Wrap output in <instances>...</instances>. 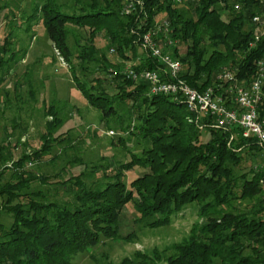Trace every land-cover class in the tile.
Wrapping results in <instances>:
<instances>
[{"label": "trees", "instance_id": "trees-1", "mask_svg": "<svg viewBox=\"0 0 264 264\" xmlns=\"http://www.w3.org/2000/svg\"><path fill=\"white\" fill-rule=\"evenodd\" d=\"M179 1L145 0L128 16L121 14L122 0H84L77 14L63 11L53 0L41 6L45 33L65 65L71 66L67 25L72 24L88 30L83 44L79 39L76 43L77 65L107 62L120 78L116 88L122 95L132 104L138 98L146 104L140 118L148 147L143 146L141 154L132 151V163L117 166L148 170L130 182V189L120 170L95 186L82 181L81 173L60 182L49 176L35 179L47 188L44 192L31 189L32 176L21 170L30 155L22 153L13 165L20 170H11L13 179L4 182L0 176V264H73L78 253L97 245L100 238L129 239L133 233L123 235L119 220L132 192L145 195L134 206L136 225H163L174 209L190 202L201 204L203 222L195 223L188 238L169 250L151 257L136 254L121 264H264V165H252L264 150L253 138L236 136L229 142V132L206 125L208 118L196 121L173 97L149 95L146 83L127 78L120 63H109L106 53L95 47V37L103 30L109 50L121 61L133 63L135 70H157L140 38L154 23L167 21L170 40L185 46L181 57L175 46L167 49L181 62L179 77L189 86L198 91L214 87L224 70L249 83L264 57V0ZM159 14L164 16L157 19ZM253 17L259 21L253 22ZM11 44L5 35L0 66L14 60ZM73 82L103 118L115 114L105 92L87 90L74 76ZM257 111L264 116V83ZM8 136L0 138V163L9 160L4 143ZM245 161L250 169L243 173ZM238 200L241 204L235 203ZM2 215L8 216V226Z\"/></svg>", "mask_w": 264, "mask_h": 264}, {"label": "rangeland", "instance_id": "rangeland-1", "mask_svg": "<svg viewBox=\"0 0 264 264\" xmlns=\"http://www.w3.org/2000/svg\"><path fill=\"white\" fill-rule=\"evenodd\" d=\"M47 1L52 0H0V43L8 34L14 56L11 63L0 66V138L9 134L8 142L4 143L10 153L9 160L0 163V176L4 182L13 179L14 162L26 153L30 159L21 170L32 176L29 177L31 182L47 176L52 182H60L81 173L82 181L101 185L105 179L118 174L120 166L117 165L132 163V151L141 154L142 147H148L144 120L140 118L146 104L141 105L140 98L132 104L130 97L122 95L116 88L120 78L107 62L99 60L98 64L77 65L75 56L79 48L76 43L79 39L83 44L88 30L67 25L71 66L62 62L45 33L43 15L39 12ZM53 1L70 14H77L81 4L85 3L84 0L81 3ZM163 16L159 14L156 18ZM167 39H170L169 35ZM94 43L106 53L109 63H120L122 69L131 63L121 61L110 52L111 43L103 30L99 31ZM172 46L179 57L183 56V44L173 40ZM73 76L87 90L105 92L111 100L110 105L116 109L115 114L103 118L76 88ZM132 105L133 110H130ZM252 163L253 166L264 165V154L259 153ZM249 165L247 161L242 163L241 172H248ZM147 170V167L131 164L120 170L119 175L129 188L130 182ZM30 187L44 192L47 189L35 181ZM143 195L132 192L131 200L120 211V232L123 235L132 232L133 236L127 240L100 238L97 245L78 253L72 263L121 264L136 254L150 257L154 252L161 254L187 239L195 223L203 222L199 216L201 204L190 202L174 209L163 225L154 228L136 225L134 220L138 216L134 206L141 203ZM235 203L241 204V200ZM2 220L8 226V216L2 215Z\"/></svg>", "mask_w": 264, "mask_h": 264}, {"label": "built area", "instance_id": "built-area-1", "mask_svg": "<svg viewBox=\"0 0 264 264\" xmlns=\"http://www.w3.org/2000/svg\"><path fill=\"white\" fill-rule=\"evenodd\" d=\"M144 2L145 0H122L121 14L128 16L136 13ZM234 8L237 9L238 4ZM252 21L258 22L259 18L253 17ZM168 35L167 21L154 23L148 28L142 34L140 44L158 68L135 70L133 63H130L123 68L125 76L133 81L146 83L149 95L173 97L185 106L196 121L203 117L210 119V123L206 125L229 132V142L236 136L242 139L253 138L264 150V116L261 117L257 111L264 83V57L257 62L254 78L249 83L239 82L233 73L224 70L216 77L218 83L214 87L198 91L179 77L181 62L165 50L172 46V40L167 39ZM110 52L114 50L111 49Z\"/></svg>", "mask_w": 264, "mask_h": 264}]
</instances>
